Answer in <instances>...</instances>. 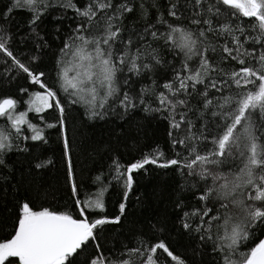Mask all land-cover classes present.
I'll list each match as a JSON object with an SVG mask.
<instances>
[{"label": "trees", "instance_id": "16d2710c", "mask_svg": "<svg viewBox=\"0 0 264 264\" xmlns=\"http://www.w3.org/2000/svg\"><path fill=\"white\" fill-rule=\"evenodd\" d=\"M45 2L51 7L33 24V12L27 6L17 7L15 0H0V40L6 42L7 48L16 59L34 70L45 72L43 79L49 87L57 91L65 108L62 116L55 107L36 112L31 103L33 93L42 92L43 89L33 84L11 57L0 52V102L5 99L16 102L14 108L7 110L8 115L0 116V133L8 137L5 143L10 145L9 148L0 150V241L10 238L14 232L24 203H28L34 210L49 208L58 212H70L78 217L75 200H94L103 191L105 209L103 212L93 211L90 219L120 216V222L98 228V241L89 242L86 250L77 257V264H87L95 254L97 242L111 259H129L130 264H145V258L150 254L147 249L158 242L165 243L184 264H224L223 254L214 250L220 243L216 239V228L206 231L205 225L198 231L200 217L193 213L197 209L203 212L208 207L213 209L209 216L217 212L239 215V209L231 204L227 209H221L220 202L214 198L215 194L208 201H201L199 196L211 184L210 180L188 175L187 169L181 170L177 166L164 168L158 165L169 159L187 156L185 148L174 146V137L169 136V131L177 132L170 129L173 115L179 119L178 113L186 112L188 119L195 125L192 132L203 130L209 136V141L220 131L219 125L222 122L218 116L212 115L214 111H219L215 105L222 103L224 96H235L244 91L237 89L229 79V74L242 65L228 57L223 52V47L227 44L234 48L233 36H237L244 49H256L258 56L262 50L261 45L246 39L259 34V29L252 27L256 23L255 18L243 17L239 13L231 15L236 10L217 3V0H202L199 5L196 0H129L134 5L133 12L114 21L121 29L117 46L124 48L127 41L131 40L132 50L140 48L142 53L137 64H148L149 67H141L139 74L128 70L117 73L120 89L117 95L127 93L133 99L135 107L126 109L119 103V99L112 97L108 99L104 109H93L83 103H71V99L60 87L62 81L58 76V61L70 67L68 61L73 60L71 53L64 56L61 49L77 26L86 22V18L76 8L83 10L91 0ZM70 2L74 7L68 6ZM114 2L118 3L120 0ZM173 4L176 5L175 9L171 8ZM213 6L219 7L221 13L216 14ZM210 7L213 11H208ZM9 8L12 9L11 12L8 11ZM170 10L176 11L177 17L169 15ZM100 15L102 14L98 13L97 19ZM194 19H210L215 29L206 31V38H200L203 43L198 44L201 49H208L206 54L216 68L210 77H206L205 84L209 79H214L228 81L231 87H222L219 92L209 88L213 106L205 109L203 97L198 95L205 86L197 85L196 91H192V96L188 98L190 108L177 106L173 113L159 103L157 94H168L163 85H175L177 72L181 75L188 73L183 67V52L174 51L170 45L165 44L162 34L169 31V24L197 33L202 28L208 29L206 24H193ZM92 23L95 24L96 20ZM224 24L232 28L231 35L220 30V25ZM238 27L244 29L243 34L236 30ZM149 31H157L161 38H153L148 34ZM243 58L246 64L251 62L258 66L257 60L247 56ZM198 59L199 57H193L188 63L194 66ZM101 94L104 95V90H101ZM179 98L184 99L185 96L181 94ZM93 111L102 114L93 116ZM21 113L25 114L26 123L13 126V121ZM252 120L256 124L257 135L264 139V131L261 130L264 116L257 111L253 113ZM28 123L35 125L44 139L32 140L35 133L28 127ZM49 124L55 127H48ZM184 130L185 126L182 125L179 138H183ZM65 138L68 140L67 150L64 146ZM209 141L197 142V149L201 154L214 147ZM157 152L163 153L158 164H148L144 169L132 173L133 184L129 191L126 187V176L119 173L125 172L131 163L146 155L155 156ZM177 153H180V157H177ZM38 164L42 166L37 167ZM117 165H120L119 170ZM231 167L233 161L229 158L220 165V170L227 171ZM73 182L78 186V197L73 195ZM248 191L250 189L237 191L235 198L245 199ZM121 203L125 204L122 215L119 207ZM204 219L207 221L209 217ZM185 223L191 227L185 228ZM212 223L215 224L216 221ZM248 231L249 239L241 242L237 255L233 256L234 260H239V253L248 252L263 239L264 223L257 221ZM209 235L212 239H208ZM135 248H140L143 255L126 254L127 249ZM157 255L160 257L157 264H176L162 250H158Z\"/></svg>", "mask_w": 264, "mask_h": 264}, {"label": "snow or ice", "instance_id": "6c2138e0", "mask_svg": "<svg viewBox=\"0 0 264 264\" xmlns=\"http://www.w3.org/2000/svg\"><path fill=\"white\" fill-rule=\"evenodd\" d=\"M201 2L202 0H196L197 5ZM217 3L236 10L230 13L231 15L239 13L243 17L255 18L256 23L252 27L259 29V34L255 37H246V39L260 44L262 50L257 56L256 49L251 51L244 49L243 43L237 36H233L234 48L227 44L224 45L223 52L242 65L229 74V79L237 89L244 91L238 92L235 96H224L223 102L215 105L219 111H214L212 115L218 116L222 123L219 125L220 131L212 136L210 141L209 136L205 135L203 130L192 132L195 125L188 119L186 112L178 113L179 119L173 115L170 129H175L177 132L169 131V136L174 137L172 140L174 146L180 145L185 148L187 156L169 159L158 166L164 168L177 166L181 170L187 169L188 175L198 176L205 181L210 180L211 184L205 187L199 199L208 201L215 194L214 198L220 202L221 209H227L229 204L239 209V215L231 212H217L209 216L213 209L208 207H205L203 212L197 209L193 213L200 217V224L197 225L198 231L205 225H207L206 231L212 227L216 228V239L220 243L214 250L223 254L224 264H264V239L259 240L248 252L239 253V260L233 259V256L237 255L241 242L249 239V227L254 226L257 221L264 223V139L257 135L256 124L252 120L253 113L257 111L264 116V0H217ZM15 4L17 7L27 6L33 12L31 21L33 24L41 18L48 7H51L45 0H15ZM68 6L74 7L71 2ZM171 8L175 9L176 5L173 4ZM133 10L134 5L129 0H120L118 3L114 0H91L83 10L76 8V11L86 18V22L77 26L64 48L61 49L64 56L71 53L73 60L68 61L70 67L58 61L60 66L58 76L62 81L60 87L71 99V103H83L90 105L93 109L97 107L104 109L108 99L116 97L124 108L135 107L133 99L127 93H123L122 96L117 95L120 92L117 73L128 70L139 74L141 67L148 68L149 65L137 64L142 53L140 48L132 50L131 40L127 41L124 48L117 46L121 29L114 23ZM8 11L11 12L12 9L9 8ZM208 11H213V8L210 7ZM98 13L102 14L99 19H97ZM215 13L220 14L221 9L215 7ZM169 15L177 17V12L170 10ZM93 20H96L95 24L92 23ZM101 21H103V27H101ZM164 23L167 22L164 21ZM192 23L197 25L203 23L209 27L207 30L202 28L197 33L182 26L169 24V31L162 34L165 44L170 45L174 51L183 52L185 57L183 67L188 73L181 75L177 72L175 85L173 83L163 85L168 94L165 92L157 94L159 103L173 113L176 112L177 106L190 108L188 98L192 96V91H196L197 85L205 86L202 92H198V95L203 97L205 109L213 106V98L209 97V88L219 92L222 87L225 89L231 87L228 81L214 79H209L205 84L206 77H210L211 72L216 71V68L214 62L206 54L208 49H201L198 44L203 43L200 38H206V31L215 29L210 19L203 21L194 19ZM220 30L230 35L233 31L228 24L220 25ZM236 30L241 34L244 33L243 28L238 27ZM148 34L153 38H161L157 31H149ZM0 52L11 57L18 68L27 74L31 82L43 89L42 92L33 93L31 103L34 110L39 113L55 107L62 116L65 108L61 99L58 98L57 91L49 87L43 79L45 72L34 70L16 59L3 40H0ZM234 52L236 55H233ZM245 56L257 60L258 66L251 62L246 64L243 58ZM193 57H199L194 66L188 63L193 60ZM101 90H104V95L101 94ZM23 91L26 92L27 89ZM181 94L185 96L184 99L179 98ZM15 103L12 99L0 102V116L8 115L7 110L14 108ZM101 114L97 111L92 112L93 116ZM24 116L25 114L21 113L13 121V126L26 123ZM61 123H63L62 120ZM182 125L185 126L184 135L183 138H179L178 133ZM28 127L35 133L31 137L32 140L44 139L35 125L28 123ZM48 127H55V125L49 124ZM261 130L264 131V125L261 126ZM19 131L17 127V132ZM0 137H2L0 138V150L9 148L10 145L5 143L8 137L3 133H0ZM202 141H209L214 147L201 154V151L197 149V142ZM64 146L67 150V138L64 140ZM161 156H163L162 152H157L155 156L146 155L141 160L127 166L125 172L119 173L126 176V187L129 191L133 184L132 173L144 169L148 164H158ZM177 157H180V153H177ZM229 158L233 161V167L227 171L220 170V165ZM41 166L37 165V167ZM119 168L120 165H117V170ZM69 175L71 176V161H69ZM241 189H250V191L247 192L245 199L238 200L235 196ZM72 192L74 196H79L75 182L72 183ZM102 196L103 191L98 193L94 200L77 198L75 204L78 217L70 212H58L49 208L34 210L28 203H24L14 232L10 238L0 241V264H77V257L86 250L89 242L98 241L96 231L98 228L105 224L120 222V216L111 219L103 216L90 219L93 211H104ZM125 198H127V193H125ZM119 207L122 215L125 204L121 203ZM204 217H209V219L205 221ZM213 221L216 223L213 224ZM184 227L189 228L191 225L185 223ZM208 239H212V236L209 235ZM101 249L102 246L98 242L95 243V254L90 257L87 264H130L129 259H111ZM158 250L166 253L167 257H170L176 264H184L183 260L163 242H158L147 249L150 254L145 258V264H157L160 259L157 255ZM127 253L143 255L140 248L127 249Z\"/></svg>", "mask_w": 264, "mask_h": 264}, {"label": "water", "instance_id": "95a60500", "mask_svg": "<svg viewBox=\"0 0 264 264\" xmlns=\"http://www.w3.org/2000/svg\"><path fill=\"white\" fill-rule=\"evenodd\" d=\"M263 239H264V237H263Z\"/></svg>", "mask_w": 264, "mask_h": 264}]
</instances>
